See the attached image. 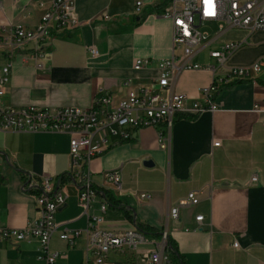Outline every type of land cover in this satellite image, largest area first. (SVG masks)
I'll return each mask as SVG.
<instances>
[{"label":"crops","instance_id":"1","mask_svg":"<svg viewBox=\"0 0 264 264\" xmlns=\"http://www.w3.org/2000/svg\"><path fill=\"white\" fill-rule=\"evenodd\" d=\"M75 1L80 23L53 30L49 54L38 65L24 57L32 51L33 42L12 45L8 33L19 23L37 24L43 8L30 0H1L0 75L11 62L3 105L90 106L101 87L118 97L125 95L126 78L137 86L156 84L162 74L160 62L173 53L172 20L161 14L168 0H143L140 11L137 0ZM216 36L192 57L205 67H180L167 93L187 94L189 105L203 102L202 88L214 79L209 65L216 64L202 61L200 54L213 44L218 48L225 40L248 38L228 57V66L248 65L264 57V29L249 33L232 28ZM139 57L149 58L150 63L135 67ZM213 99L218 103L216 110L182 116L173 123L168 148H161L156 126L149 125L133 129L130 140L117 138L92 160L94 185L99 190L108 188L123 204L109 205L103 225L127 229L137 222L166 229L184 264H264V69L255 79L222 86ZM70 139L69 132L0 127V225L23 227L38 218L35 196L22 188L24 175L64 176L71 166ZM217 140L220 144L214 145ZM146 159L154 164L146 165ZM112 169L122 176V188L117 191L105 176ZM62 186L68 196L55 213L60 225L52 234L51 248L58 251V264H79L88 256L84 232L88 214L77 187L66 181ZM192 191L191 202L180 206L178 218L172 217L171 208ZM141 192L150 196L141 197ZM102 198L98 192L90 214L102 213ZM198 214H204L203 220H196ZM65 227L82 230L74 244L60 237ZM39 247L36 237L19 242L0 237V264H36ZM110 255L108 264H145L120 255L114 260Z\"/></svg>","mask_w":264,"mask_h":264},{"label":"built area","instance_id":"2","mask_svg":"<svg viewBox=\"0 0 264 264\" xmlns=\"http://www.w3.org/2000/svg\"><path fill=\"white\" fill-rule=\"evenodd\" d=\"M43 8L40 21L32 26L16 24L8 33L12 45L33 42V49L24 57L41 65L40 59L49 54L53 30L73 27L80 23L75 0H30ZM1 5V0H0ZM143 0H137L136 10L140 11ZM161 14L172 20V56L160 62L162 74L156 84L134 85L130 78L123 80L129 86L128 92L118 97L114 92L101 87L97 90L90 106L61 105L49 106L35 103L6 106L1 103L6 92L5 83L11 62L2 68L0 75V127L29 131H56L71 133L69 157L71 166L64 176L26 172L22 188L32 193L36 199L38 218L23 227L0 225V237L13 242L36 237L40 247L36 264H58V251L51 248V237L60 225L55 220L56 211L66 203L67 192L62 184L66 181L78 189V197L83 210L88 214L86 234L87 257L79 264H108L111 252L129 259H141L145 264H176L172 248L168 244L166 229L159 234L147 232L135 222L127 229H113L103 225L104 215L110 205L108 196L97 189L91 177L92 160L108 150L113 141L130 140L133 129L153 125L157 128L161 148H168L169 133L173 123L182 116L198 114L206 109L216 110L218 103L213 99L215 91L232 81L255 79L264 69V57L251 64L228 66L227 59L248 38L225 40L220 47L209 50V56L217 58L219 65H209L213 70V81L202 88L203 102L188 104L185 93H167L174 73L180 67L198 69L205 64L193 61L192 57L200 51L204 42L214 40L213 35L201 26L207 21L218 25V32L232 28L245 29L249 33L264 29V0H168ZM105 18L109 14L104 15ZM216 33V34H217ZM97 53L96 48H91ZM150 63L149 58H136L135 67ZM220 141L214 142L219 145ZM113 190L122 188V176L118 169L105 171ZM62 177L65 180L62 181ZM257 179V175L252 177ZM113 191V192H114ZM98 192L102 193L99 209L102 213L90 214L91 202ZM190 192L171 208V216L179 217L180 206L189 204L194 196ZM141 197L150 196L141 192ZM198 214L196 220H203ZM82 234L79 228H63L60 237L74 244L75 238ZM148 244L144 247L143 245ZM234 246L239 242L234 241ZM111 264H116L112 262Z\"/></svg>","mask_w":264,"mask_h":264},{"label":"trees","instance_id":"3","mask_svg":"<svg viewBox=\"0 0 264 264\" xmlns=\"http://www.w3.org/2000/svg\"><path fill=\"white\" fill-rule=\"evenodd\" d=\"M97 189H98V187H97ZM100 190L103 191L108 196V200H109L110 204H113L116 206H121V207L123 206V204L114 195H112L109 192L108 188H104V189L101 188ZM139 225L141 228H143L147 232H150L153 234H159L160 231H162L161 229L156 230L154 227L147 225V224L139 223ZM168 244H169V247L172 248V250L174 252L176 264H184L183 258L177 250L176 242L172 239V237L170 235L168 236Z\"/></svg>","mask_w":264,"mask_h":264},{"label":"rangeland","instance_id":"4","mask_svg":"<svg viewBox=\"0 0 264 264\" xmlns=\"http://www.w3.org/2000/svg\"><path fill=\"white\" fill-rule=\"evenodd\" d=\"M201 27H202L203 29L208 30L212 35H213V34H216V33L218 32V30H219L217 23L214 22V21H207V22H205ZM217 46H218L217 44H213V45H212V48H215V47H217ZM209 49H210V47H207L205 50H203V51L201 52V54H200V59H201L202 61H205V62L209 61L211 64L219 65V61H218L216 58H213V57H212V58H209V56H208V51H209ZM113 137H114V136H113ZM113 139H114V141H113ZM113 139H112L113 142H115V140H117V138H113ZM110 257H111L112 259H114V260H118L119 255L113 253V254L110 255Z\"/></svg>","mask_w":264,"mask_h":264},{"label":"water","instance_id":"5","mask_svg":"<svg viewBox=\"0 0 264 264\" xmlns=\"http://www.w3.org/2000/svg\"><path fill=\"white\" fill-rule=\"evenodd\" d=\"M144 163H145L146 165H153V164H154L153 160H151V159H146V160L144 161Z\"/></svg>","mask_w":264,"mask_h":264}]
</instances>
